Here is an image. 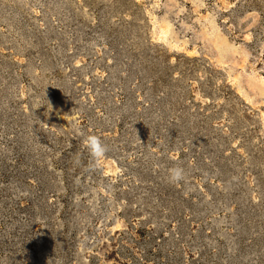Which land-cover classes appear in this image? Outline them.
<instances>
[{
  "label": "rangeland",
  "instance_id": "374dc122",
  "mask_svg": "<svg viewBox=\"0 0 264 264\" xmlns=\"http://www.w3.org/2000/svg\"><path fill=\"white\" fill-rule=\"evenodd\" d=\"M0 264H264V0H0Z\"/></svg>",
  "mask_w": 264,
  "mask_h": 264
},
{
  "label": "clouds",
  "instance_id": "9594fccd",
  "mask_svg": "<svg viewBox=\"0 0 264 264\" xmlns=\"http://www.w3.org/2000/svg\"><path fill=\"white\" fill-rule=\"evenodd\" d=\"M85 147L87 148L89 155L92 158V162L89 167L92 170H95V168L106 156V153L108 151L107 145L102 142L99 136L89 135L86 138ZM75 162L79 164V158H77ZM168 181L172 184H180L181 182H185L186 174L184 168L180 166L170 168L168 170ZM27 195V192L21 191L19 193L20 197H26Z\"/></svg>",
  "mask_w": 264,
  "mask_h": 264
}]
</instances>
